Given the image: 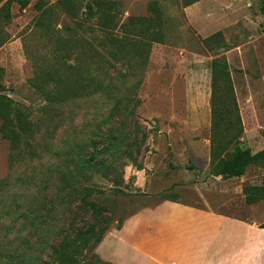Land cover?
Listing matches in <instances>:
<instances>
[{"label":"rangeland","instance_id":"rangeland-1","mask_svg":"<svg viewBox=\"0 0 264 264\" xmlns=\"http://www.w3.org/2000/svg\"><path fill=\"white\" fill-rule=\"evenodd\" d=\"M200 1L0 0V97L10 100L0 99V130L16 116L33 126L30 140L17 148L0 131V264H14L22 252H32L30 262L53 264L48 250L58 238L66 243L91 225V240L76 245L73 264H106L104 250L96 251L100 239L167 200L264 227V167L250 166L235 179L214 177L209 167L212 73L227 98L214 103L219 118L239 119L238 148L264 149L261 1ZM88 2L94 14L85 20ZM217 8L221 23L217 17L206 23ZM80 23L85 27L75 30ZM68 36L70 46L97 50L106 40L107 77L103 94L68 99L56 112L35 80L54 72L40 64L56 62L62 51L53 50L55 43ZM61 61L67 76L74 57ZM53 83L41 87L52 92ZM231 103L234 115L226 116ZM96 126L99 139L91 135ZM101 137L114 139L112 150L118 149L113 175L87 176L71 204L58 208L49 148L61 153L66 140L83 139L80 157L89 156L91 141L99 147ZM251 198L259 201L250 205Z\"/></svg>","mask_w":264,"mask_h":264},{"label":"trees","instance_id":"trees-1","mask_svg":"<svg viewBox=\"0 0 264 264\" xmlns=\"http://www.w3.org/2000/svg\"><path fill=\"white\" fill-rule=\"evenodd\" d=\"M261 5L259 8V13L264 17V0H260ZM93 3L88 2L85 4L86 9V19L90 20L94 14L93 12ZM82 29L85 27L82 23L76 25V29ZM71 31L72 29H68ZM73 34V33H70ZM57 35H60L57 33ZM69 36L62 37L56 42L54 49L57 52L62 51V53L57 58L56 62H52L51 59H44L41 67L47 64L48 67H54L53 73L44 74L40 78L36 79V90L40 91L42 95L48 94L50 98H47L52 106L50 108L53 111H56L68 101V99L76 98L80 95L87 94L89 92L102 93L104 87L101 85V81L106 79V67L108 66V53L106 50V40L102 38V43L98 45L97 50L95 47H92L88 43L83 45H69ZM74 57V65L67 66L70 73H67V76L60 74V70L64 67L62 64V59H69ZM94 69L95 78L88 80L91 71ZM59 73V74H58ZM63 76L61 80L58 79V76ZM227 78V75L224 74ZM51 76H56L57 80L51 78ZM75 80L74 85H70V79ZM219 75L212 73L211 85H212V125L210 131V163L209 167L211 170V175L214 177H221L223 179H235L242 177L246 170L250 166H261L264 167V149L258 153L252 154L249 149L238 148L237 143L238 139L242 133L239 119L236 120L230 118L220 119L221 115L220 109H216L217 105L214 104L216 101L219 103L220 97H224L226 94L221 90L219 84ZM54 82V90L52 92L45 90L41 87L43 82L48 81ZM92 83L93 85H86V81ZM228 83V78H227ZM215 85L218 87L216 88ZM218 89V90H217ZM231 93V90L229 89ZM44 93V94H43ZM1 100L10 102L9 99L5 97H0ZM229 109L225 111L226 116H232L231 107L234 105L231 103ZM46 112L49 111V107H46ZM16 130V131H15ZM33 126L30 122H27L26 119L16 116L11 120H5L1 128V135L4 140H8L10 144L14 147H19L21 144L26 145V141L30 140L32 136ZM98 133H101L97 126L94 128L91 135L99 139ZM85 140L74 138L73 141L66 140L64 149L61 153L54 149V146L49 148L48 154V163L51 166V170L56 174L57 184L54 187L55 194V203L58 208L61 207L62 203L70 205L71 202L77 196V187L80 184L79 182L89 179L87 176L92 174L100 175L104 179L110 177L114 173V161L118 157V149L113 151L112 148L115 146V140L111 138H100L99 143L91 141L92 153L89 156L80 157V145ZM234 146L233 151H229V148ZM54 149V150H53ZM119 179V178H118ZM118 183H121V180H118ZM260 197V196H259ZM261 198V197H260ZM172 201L173 200H167ZM259 201L258 198H251L248 200L249 204H255ZM122 223L115 229L119 230ZM53 227L54 224H52ZM260 229H264L263 226ZM95 230V226L91 225L84 232V234L79 235L78 237L63 243V239L59 237L58 241L49 248V262L53 264H73L75 259V247L79 243L82 247H85L88 241L91 240V233ZM103 231H106L104 229ZM104 238L100 239V243ZM99 243V244H100ZM32 252L26 254L22 252L20 257H16L14 264H37V261L30 262ZM97 258V256H96Z\"/></svg>","mask_w":264,"mask_h":264},{"label":"crops","instance_id":"crops-1","mask_svg":"<svg viewBox=\"0 0 264 264\" xmlns=\"http://www.w3.org/2000/svg\"><path fill=\"white\" fill-rule=\"evenodd\" d=\"M216 11L206 23L214 17L216 24L221 23L219 8ZM101 250L106 264H264V229L210 209L161 201L107 234L97 254Z\"/></svg>","mask_w":264,"mask_h":264}]
</instances>
